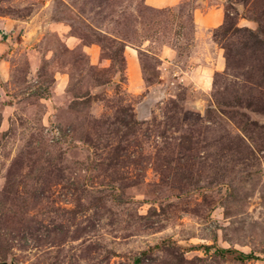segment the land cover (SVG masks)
Returning a JSON list of instances; mask_svg holds the SVG:
<instances>
[{
    "label": "rangeland",
    "instance_id": "1",
    "mask_svg": "<svg viewBox=\"0 0 264 264\" xmlns=\"http://www.w3.org/2000/svg\"><path fill=\"white\" fill-rule=\"evenodd\" d=\"M0 261L264 264V0H0Z\"/></svg>",
    "mask_w": 264,
    "mask_h": 264
},
{
    "label": "crops",
    "instance_id": "2",
    "mask_svg": "<svg viewBox=\"0 0 264 264\" xmlns=\"http://www.w3.org/2000/svg\"><path fill=\"white\" fill-rule=\"evenodd\" d=\"M221 20V16L218 14H210L208 17L204 18L203 21L205 22H219Z\"/></svg>",
    "mask_w": 264,
    "mask_h": 264
},
{
    "label": "trees",
    "instance_id": "3",
    "mask_svg": "<svg viewBox=\"0 0 264 264\" xmlns=\"http://www.w3.org/2000/svg\"><path fill=\"white\" fill-rule=\"evenodd\" d=\"M224 252L225 251H232V250H223ZM237 256L240 258V259H249V258H254L255 257V255L254 254H252V253H250V254H246V253H244V252H237Z\"/></svg>",
    "mask_w": 264,
    "mask_h": 264
},
{
    "label": "water",
    "instance_id": "4",
    "mask_svg": "<svg viewBox=\"0 0 264 264\" xmlns=\"http://www.w3.org/2000/svg\"><path fill=\"white\" fill-rule=\"evenodd\" d=\"M0 264H15L14 262L9 261H0Z\"/></svg>",
    "mask_w": 264,
    "mask_h": 264
}]
</instances>
